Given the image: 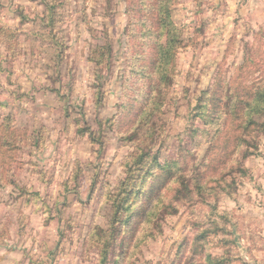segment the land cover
Listing matches in <instances>:
<instances>
[{"label":"rangeland","instance_id":"374dc122","mask_svg":"<svg viewBox=\"0 0 264 264\" xmlns=\"http://www.w3.org/2000/svg\"><path fill=\"white\" fill-rule=\"evenodd\" d=\"M263 85L264 0H0V264H264Z\"/></svg>","mask_w":264,"mask_h":264},{"label":"trees","instance_id":"16d2710c","mask_svg":"<svg viewBox=\"0 0 264 264\" xmlns=\"http://www.w3.org/2000/svg\"><path fill=\"white\" fill-rule=\"evenodd\" d=\"M165 22H163L164 24ZM171 41V34L168 35L167 37V41H166V46L165 48H167L165 55H169L170 51H169V43ZM57 46L59 45L58 43H55ZM164 72V71H163ZM161 74L162 77H165L164 74ZM154 99V98H153ZM221 101V99H220ZM231 101V99H230ZM243 99H240L237 101V105L236 107H229V111L224 113L222 111H214L209 113V118L206 121V124H217V129L216 132H211V135H213V138L216 140L221 138V135L223 134V132H226V134L223 137V141H225V143H228L229 140L232 139V149H230L229 153H228V161L231 162L232 164V169L235 168H239V170L242 171V168H240L239 166V161L241 160V158H243V156L247 155V154H252L253 151H251L252 146L250 145V140L252 139L249 133V129L254 126L257 125L260 127L261 132L264 133V120H262V117H264V85L262 87H260L258 89L257 92H254L253 94H251L248 98V100H245L244 102V107H243ZM217 108L219 107V104H216ZM8 107V106H7ZM202 107V105H201ZM81 114L82 113V109H80ZM12 111L9 112V118H7L9 120V124H7L6 121H4L3 124H5V126H7L9 128L10 125V121L12 120L10 118V115L12 116ZM202 119H206L208 116H206L205 114L201 115ZM225 117L226 119V123H232L235 126V131H233V135L227 133V131L225 130V125H223L222 123H220V119ZM261 119V120H260ZM2 124V125H3ZM222 125V126H221ZM234 156H236L235 158H233ZM157 161L159 162V168L162 170H164L165 172H170L172 170V164H170L169 162H165L162 160H159L157 158ZM239 166V167H238ZM232 185L234 186L235 183H231L228 186L232 187ZM119 207L122 208L123 206H125V200L121 201L120 203H118ZM126 210V208H124ZM127 209L129 210V207H127ZM132 216V212H129L126 216L127 220L130 219V217Z\"/></svg>","mask_w":264,"mask_h":264}]
</instances>
